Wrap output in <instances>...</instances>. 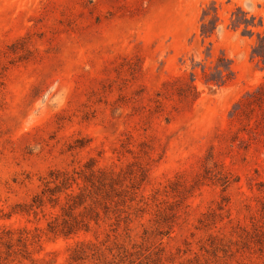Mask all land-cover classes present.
Here are the masks:
<instances>
[{"label": "rangeland", "instance_id": "374dc122", "mask_svg": "<svg viewBox=\"0 0 264 264\" xmlns=\"http://www.w3.org/2000/svg\"><path fill=\"white\" fill-rule=\"evenodd\" d=\"M211 1L221 22L202 39ZM237 6L251 35L228 26ZM257 33L264 0H0V264H264L263 119L232 114L264 81ZM219 56L232 78L209 88ZM87 163L118 173L122 201L54 236L59 206L31 199ZM80 239L96 249L71 260Z\"/></svg>", "mask_w": 264, "mask_h": 264}, {"label": "trees", "instance_id": "16d2710c", "mask_svg": "<svg viewBox=\"0 0 264 264\" xmlns=\"http://www.w3.org/2000/svg\"><path fill=\"white\" fill-rule=\"evenodd\" d=\"M254 16L246 17V13L239 6L231 11L229 23L231 29L242 28V31L252 34L250 27L255 26ZM221 19L217 13L215 2L211 1L208 6L202 8L199 17L198 34L202 39L210 38L214 35ZM251 57H257L264 62V35L257 33V40L252 45ZM202 81L209 88L224 85L232 78V68L230 63L222 56L209 67L207 71L205 65L202 66ZM189 88L197 93L194 84V71L191 72ZM244 106L241 112L247 116L248 112L257 113L263 121L254 120L255 125L264 126V81L253 91L248 92L240 99L234 107L233 115L239 116L236 109ZM256 109L260 110L256 112ZM257 121V122H256ZM251 127H249L250 129ZM248 129V128H247ZM84 169L51 170L44 181L41 191L35 194L30 202L31 208L42 207L45 203L58 205L61 211V221L55 216L53 221L47 223L46 231L54 236H70L80 231L88 232L93 225H98L109 213H116L117 205L122 199H114L122 189L118 173L103 168H94L93 164H84ZM114 208H113V207ZM260 211L264 217V200L261 202ZM27 236L18 237L17 243L25 246L24 239ZM75 246L71 249V260H82L87 255L86 248L96 249L90 240L80 239L75 241ZM96 253V251H94ZM83 264V263H82Z\"/></svg>", "mask_w": 264, "mask_h": 264}]
</instances>
